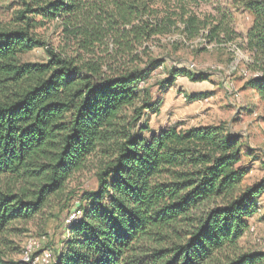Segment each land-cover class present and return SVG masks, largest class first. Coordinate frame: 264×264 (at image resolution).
<instances>
[{
  "label": "trees",
  "instance_id": "16d2710c",
  "mask_svg": "<svg viewBox=\"0 0 264 264\" xmlns=\"http://www.w3.org/2000/svg\"><path fill=\"white\" fill-rule=\"evenodd\" d=\"M168 1L180 11L156 0H20L15 25L0 27V177L23 185L0 188V264H29L11 256L21 251L7 236L13 224L39 215L92 157L97 186L73 196L82 216L51 264H264V251L239 248L264 194V177L245 182L241 137L225 123L154 131L146 119L161 104L146 85L164 62L154 55L159 37L242 36L184 4L208 0ZM234 5L253 16L241 46L254 74L247 84L264 102V0ZM51 22L63 25L71 51L35 33ZM40 47L46 62L20 60ZM179 75L205 79L179 68L157 84Z\"/></svg>",
  "mask_w": 264,
  "mask_h": 264
},
{
  "label": "rangeland",
  "instance_id": "374dc122",
  "mask_svg": "<svg viewBox=\"0 0 264 264\" xmlns=\"http://www.w3.org/2000/svg\"><path fill=\"white\" fill-rule=\"evenodd\" d=\"M162 9L173 8L180 11L179 3L156 0ZM172 4V5H170ZM188 11L196 12L208 24L216 17L227 19L229 26L242 35L233 42L218 44L206 40L202 31L194 39H188L181 30L159 37L154 45V55L163 59V64L152 72L147 86H150L153 100L161 102L157 112H148L146 119L152 130L159 131L176 126L179 129L225 123L234 134L241 137L247 148L243 163L249 168L246 184H252L264 177V102L247 82L252 75L247 67L250 54L243 49L242 40L253 22L250 12L236 8L234 0H208L198 5L185 2ZM23 6L20 0H0V27H13L14 19ZM178 24L177 27H181ZM48 42V46L58 51L73 48L69 34L63 25L48 23L35 30ZM22 62L43 63L48 60L45 47L35 48L20 54ZM187 69L192 73H204L205 79L194 81L179 75L175 83L162 88V81L174 69ZM192 95H202L190 99ZM256 157V158H255ZM97 158H90L85 166L76 171L65 188L51 198L43 211L30 221L17 222L12 227L9 239L21 251L12 253L21 260L26 244L32 238L43 242L42 248L34 255L49 252L54 257L65 244L68 235L66 219L78 206L77 199L84 190L95 189ZM17 184L10 176L0 177V188L18 191ZM72 195L73 198H70ZM261 211L250 221V228L239 241L241 251H264V194L260 198ZM252 217V218H253ZM251 218V220H252ZM254 227L255 230H251ZM32 264V263H31Z\"/></svg>",
  "mask_w": 264,
  "mask_h": 264
},
{
  "label": "built area",
  "instance_id": "2783aa9c",
  "mask_svg": "<svg viewBox=\"0 0 264 264\" xmlns=\"http://www.w3.org/2000/svg\"><path fill=\"white\" fill-rule=\"evenodd\" d=\"M82 216V211L80 209H75L73 212L70 214V216L66 219V227L71 224L72 222L78 221ZM251 230H255L254 227H251ZM43 242L40 241L39 239L32 238L29 240V242L26 244L24 247L23 253H22V258L20 261L24 263H29V264H51L53 261L52 255L44 251L43 254L40 255H34V252L37 249L42 248Z\"/></svg>",
  "mask_w": 264,
  "mask_h": 264
},
{
  "label": "crops",
  "instance_id": "0c3cea01",
  "mask_svg": "<svg viewBox=\"0 0 264 264\" xmlns=\"http://www.w3.org/2000/svg\"><path fill=\"white\" fill-rule=\"evenodd\" d=\"M260 211H261V209H260ZM254 218H255V217H253V218H252V220H250V221H253V220H254Z\"/></svg>",
  "mask_w": 264,
  "mask_h": 264
}]
</instances>
